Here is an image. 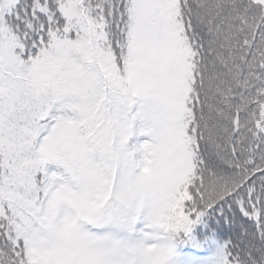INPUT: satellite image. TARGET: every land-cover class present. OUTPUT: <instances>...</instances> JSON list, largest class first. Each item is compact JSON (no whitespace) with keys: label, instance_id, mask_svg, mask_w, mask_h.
Listing matches in <instances>:
<instances>
[{"label":"snow or ice","instance_id":"snow-or-ice-1","mask_svg":"<svg viewBox=\"0 0 264 264\" xmlns=\"http://www.w3.org/2000/svg\"><path fill=\"white\" fill-rule=\"evenodd\" d=\"M0 264H264V0H0Z\"/></svg>","mask_w":264,"mask_h":264},{"label":"trees","instance_id":"trees-1","mask_svg":"<svg viewBox=\"0 0 264 264\" xmlns=\"http://www.w3.org/2000/svg\"><path fill=\"white\" fill-rule=\"evenodd\" d=\"M215 238H217V242L218 244H221L223 242L224 239H227V237H220V236H216ZM215 246V245H214Z\"/></svg>","mask_w":264,"mask_h":264}]
</instances>
